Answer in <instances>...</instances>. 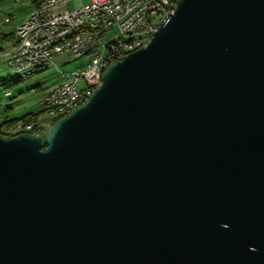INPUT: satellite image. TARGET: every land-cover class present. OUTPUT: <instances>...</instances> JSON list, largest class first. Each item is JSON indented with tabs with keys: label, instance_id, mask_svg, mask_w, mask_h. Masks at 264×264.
I'll return each instance as SVG.
<instances>
[{
	"label": "water",
	"instance_id": "water-1",
	"mask_svg": "<svg viewBox=\"0 0 264 264\" xmlns=\"http://www.w3.org/2000/svg\"><path fill=\"white\" fill-rule=\"evenodd\" d=\"M0 264H264V0H176L44 135L0 134Z\"/></svg>",
	"mask_w": 264,
	"mask_h": 264
},
{
	"label": "built area",
	"instance_id": "built-area-1",
	"mask_svg": "<svg viewBox=\"0 0 264 264\" xmlns=\"http://www.w3.org/2000/svg\"><path fill=\"white\" fill-rule=\"evenodd\" d=\"M72 4L69 9L66 6ZM173 0H57L50 8L38 7L17 27L8 42V65L13 73H23L31 79L53 63L60 54L88 57L85 66L62 73L64 80L41 100L43 111L64 105H83L100 85L111 60H120L121 45L136 43L143 48L149 34L174 12ZM15 14L5 15L10 22ZM0 27V35L2 34ZM69 39L67 52L58 51V42ZM11 92L4 91V97ZM1 115V113H0ZM3 124V122H0ZM48 128L40 127L30 133L44 135Z\"/></svg>",
	"mask_w": 264,
	"mask_h": 264
},
{
	"label": "rangeland",
	"instance_id": "rangeland-1",
	"mask_svg": "<svg viewBox=\"0 0 264 264\" xmlns=\"http://www.w3.org/2000/svg\"><path fill=\"white\" fill-rule=\"evenodd\" d=\"M28 2L29 0H0V10L2 9L9 14H16L19 18H21L26 13L21 10H23L24 7L28 5ZM66 7L71 9L72 4L70 3ZM26 18H24V20L18 26H20L26 20ZM3 47L6 50L10 49L6 45ZM88 59L89 58L86 56L78 58L77 56L68 53L56 55L53 58V63L51 65L47 66L44 70L34 75L31 79L21 80L13 84L11 88H7V90L11 92L10 96L4 97L5 89L0 87L1 115L6 113L11 118L20 119L27 114H35L38 115L39 118L38 124L47 126L49 128L52 123V118H50V116L43 111L41 105L42 98L52 88L64 80V76L62 75L63 72L68 73L85 66V64L88 62ZM10 76H14V73L10 70L8 58L6 57L5 53L1 52L0 78ZM20 125L22 124L18 122L16 128L20 127Z\"/></svg>",
	"mask_w": 264,
	"mask_h": 264
},
{
	"label": "bare ground",
	"instance_id": "bare-ground-1",
	"mask_svg": "<svg viewBox=\"0 0 264 264\" xmlns=\"http://www.w3.org/2000/svg\"><path fill=\"white\" fill-rule=\"evenodd\" d=\"M55 5H57V0H41V8H50L51 6H55ZM175 6H176V0H173V9H175ZM151 37H152V34H149L147 39H146V43H144V47L149 43V40L151 39ZM68 48H69V39H62L58 42V51L67 52ZM138 49L139 48H136V43H128L125 45H121V52L124 54H120V59H122L125 55H127V54H129L135 50H138ZM113 61H115V60H111L109 62V64ZM14 76L23 80V73H14ZM101 83H102V81L100 82V85H101ZM75 108H77V104L64 105V112L66 113V115H68ZM44 112L47 113V111H44ZM48 115L50 116V118H52V120L56 121V119L59 117V115H62V108H54V110H50ZM62 117H64V116H62ZM0 122H2L1 118H0ZM3 125L0 124V129H2V130L4 128V127H2ZM40 127H42V126L35 125L33 123H29V124L25 125L24 130H25V132L30 133V131H34ZM13 130H15V129L13 127H11V125H8L7 128L5 127V131L7 133L12 132Z\"/></svg>",
	"mask_w": 264,
	"mask_h": 264
},
{
	"label": "trees",
	"instance_id": "trees-1",
	"mask_svg": "<svg viewBox=\"0 0 264 264\" xmlns=\"http://www.w3.org/2000/svg\"><path fill=\"white\" fill-rule=\"evenodd\" d=\"M38 3H37V7L39 5V1L36 0ZM3 36V33L0 35V39L2 38ZM45 69V68H44ZM42 69V70H44ZM42 70H40L39 72H41ZM21 81V79L15 77V76H10V77H2L0 78V87L4 88V89H7V88H11L13 84L17 83ZM1 119H2V122H3V130L0 129V134H3V135H17L19 133H22V132H25L24 130V127L25 125L29 124V123H33L35 125H38V115H35V114H27L26 116L20 118V119H14V118H11L9 117L6 113L4 115H1ZM18 122H20L22 125H20V127L16 128V125L18 124ZM55 122V120H52V123L51 125ZM8 125H11V127H13L15 130H13L12 132H9L7 133L5 131V127L7 128ZM24 126V127H23ZM1 127V128H2ZM48 128V127H47Z\"/></svg>",
	"mask_w": 264,
	"mask_h": 264
},
{
	"label": "crops",
	"instance_id": "crops-1",
	"mask_svg": "<svg viewBox=\"0 0 264 264\" xmlns=\"http://www.w3.org/2000/svg\"><path fill=\"white\" fill-rule=\"evenodd\" d=\"M39 1V0H38ZM37 1L36 0H29L28 5L24 7L23 12H26L25 15H23L21 18L16 15L10 22H4V16L5 15H12L7 13L6 11L0 10V27L3 32V36L0 39V53H5L6 57L8 58L7 54L8 51L12 49V45L8 42L10 36H12L15 33V30L17 26L24 20V18L28 17V15L33 12L37 8ZM20 11V10H18ZM19 14V13H18ZM17 19V20H16ZM6 45L10 49L6 50L3 46ZM6 50V51H5ZM40 125V124H38ZM42 126V125H40ZM46 128L47 126H42Z\"/></svg>",
	"mask_w": 264,
	"mask_h": 264
}]
</instances>
